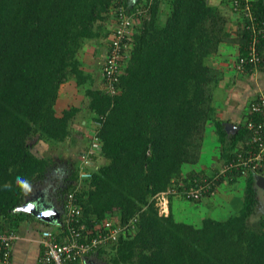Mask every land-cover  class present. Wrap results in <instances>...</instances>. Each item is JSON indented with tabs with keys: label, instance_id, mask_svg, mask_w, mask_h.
Listing matches in <instances>:
<instances>
[{
	"label": "trees",
	"instance_id": "1",
	"mask_svg": "<svg viewBox=\"0 0 264 264\" xmlns=\"http://www.w3.org/2000/svg\"><path fill=\"white\" fill-rule=\"evenodd\" d=\"M116 1L133 5L130 0H0V232L15 235L23 221L33 220L15 210L46 180L51 158L35 153L29 140L39 135L46 143H62L83 116L86 127L94 124L92 141L98 143V152L88 155L92 166L75 161L63 181L53 180L46 197L61 212L74 193L81 211L75 227L83 226L88 237L106 221L122 229L116 242L97 250V260L264 264V212L255 223L258 227L247 223L260 209L254 175L234 170L213 181L220 164L249 148L250 133L239 125L226 145L223 121L213 118L212 91L220 76L207 59L220 43L234 41L240 44L238 56H246L248 32L239 25L231 37L228 11L208 0H150L148 16L134 26L129 57L111 95L103 88L101 74V87L94 86L79 53L86 41L103 34L101 24L112 18L110 8ZM225 2L230 5V0ZM249 5L262 21L264 0ZM256 70H264V61L256 68L244 65L243 72ZM68 81L82 88L86 111L70 106L56 113L59 87ZM208 121L214 123L221 147L218 165L182 173L183 165L199 160ZM98 157L103 163L96 166ZM81 170L90 176L80 179ZM18 179L27 182L28 190ZM203 179L215 188L214 195L222 183L243 179L241 209L223 220L204 218L199 227L175 220L170 205L167 215L160 214L161 195L168 203L212 199L185 196L190 188L198 190ZM59 222L53 233L61 242L65 228L62 219Z\"/></svg>",
	"mask_w": 264,
	"mask_h": 264
},
{
	"label": "built area",
	"instance_id": "2",
	"mask_svg": "<svg viewBox=\"0 0 264 264\" xmlns=\"http://www.w3.org/2000/svg\"><path fill=\"white\" fill-rule=\"evenodd\" d=\"M150 0H143V3H134L128 7L119 4L116 1L112 6V27L107 43V54L101 65L100 74L104 81L103 88L109 94L115 93V84L121 73L122 63L128 59L131 49L130 38L134 33V26L139 24L143 18L148 16ZM250 1L252 0H230V12L239 19L240 28L246 30L249 35V41L246 46V56H238L234 68L243 72L244 65L257 67L264 61V19L257 21L250 10ZM146 2V3H145ZM258 115L260 118L256 121L246 119L244 126L250 133L248 141L249 148L236 154V158L228 163L220 164L219 171L213 181H218L220 177H225L228 172L235 170L242 176L248 173L253 175L264 174V89L258 91L255 98L249 103L247 115ZM92 151L89 150L85 155ZM86 161V160H85ZM84 162V161H83ZM87 164V161H86ZM89 164V163H88ZM90 174L86 171H80L79 178L84 179ZM202 185L198 190L190 188L185 194L188 199H200V197L214 196L215 188L207 180L203 179ZM165 197V196H164ZM166 200V198H165ZM74 193H70L60 214L65 231L61 242H58L56 236L51 230L45 229L40 233L39 244L42 252L37 260V264H82L87 259H96V252L100 248H106L111 243L117 241L119 232L122 229L113 227L111 221H106L94 237H88L84 233V227H75L80 218V208L74 202ZM16 235L4 234L0 232V264H7L10 257L13 241ZM95 256H92V255Z\"/></svg>",
	"mask_w": 264,
	"mask_h": 264
},
{
	"label": "rangeland",
	"instance_id": "3",
	"mask_svg": "<svg viewBox=\"0 0 264 264\" xmlns=\"http://www.w3.org/2000/svg\"><path fill=\"white\" fill-rule=\"evenodd\" d=\"M212 3V2H211ZM165 5H162V8ZM222 11L223 9L220 8ZM220 10V11H221ZM221 11V12H222ZM163 12H166L163 10ZM164 18V17H163ZM162 18V19H163ZM111 18H107V22L101 28V32L103 33L100 37L94 38L92 40L86 41L79 53V58L84 62V68L86 71L91 73L94 77V86H100V80L98 76L100 75V68L104 61V58L107 54V43L109 39V34L112 27ZM108 25V27H107ZM108 29V30H107ZM106 30V31H105ZM105 31V32H104ZM108 31V34H107ZM237 71V69H235ZM257 71V70H256ZM256 71H253L255 73ZM241 73L240 71H237ZM262 71H258L259 73ZM242 74H246L243 72ZM217 85V84H216ZM215 85V86H216ZM86 103L84 92L81 87H77L74 81H68L60 85L57 99L54 104V109L57 114L61 113L63 109H66L70 106H78L82 107V111H86L84 107ZM82 104V105H81ZM84 117H77L72 126V136H70L67 140L62 143H46L41 140L39 135L34 136L32 140H29L30 146L35 153L40 156H48L51 158V163L46 170V179L49 181L45 187L44 184L36 187V191H43L44 194L48 195V191L50 187H52V182L54 181H63V179L69 175L73 169L72 164L76 161H84L86 164L92 166V162L87 160L85 157L82 159L81 153L87 149L91 150L92 153L98 152V143L94 139L92 141V137L94 135V131L91 128L94 126H90V128L86 127V125H81ZM234 131V130H233ZM232 131L229 135H231ZM205 134V149L203 150L204 156L202 155L201 160L203 162L207 161V154L209 156L214 157L216 155L215 152V136L211 134L210 131L204 132ZM91 137V138H90ZM228 136L225 141L226 145L229 142ZM83 138V140H82ZM217 142V140H216ZM218 144V142H217ZM219 158V155H218ZM86 160V161H85ZM198 162V161H197ZM196 162V163H197ZM103 163L102 158L98 157L95 165ZM194 165V164H192ZM192 165L189 166V169H192ZM218 164L215 163V167ZM94 166V165H93ZM184 166V165H183ZM182 166V167H183ZM198 169V166L194 165ZM85 171V170H82ZM244 180L240 179L236 182V184L232 187L229 185H225L223 188H220L219 193L215 194L212 199L215 200V205H209L208 207H201V204L189 202L183 199L174 200L175 202L171 203L164 196H160L157 199V205L159 208L160 214L164 213L167 215L169 212V205L171 206V211L175 220L181 221L187 224H192L196 227L201 225V221L204 218H211L216 220H223L231 215L236 214L242 206L243 199V190H244ZM224 192V194H223ZM258 193V208L259 211L253 217H251L247 223L250 227H258L255 223L258 220L259 216L264 212V192ZM229 194L230 198H226L225 195ZM108 264L106 260H98V264Z\"/></svg>",
	"mask_w": 264,
	"mask_h": 264
},
{
	"label": "crops",
	"instance_id": "4",
	"mask_svg": "<svg viewBox=\"0 0 264 264\" xmlns=\"http://www.w3.org/2000/svg\"><path fill=\"white\" fill-rule=\"evenodd\" d=\"M131 2L133 0H130ZM226 0H208L210 5H213L217 8H222L223 13H227L229 22L227 24V30L230 32L231 37L234 36L237 27H239V19L237 16L232 15L230 12L229 4L227 6ZM212 2V3H211ZM240 54V44L239 42H228L220 43L213 53L207 59V65L216 70L219 73L220 79L217 81V85L213 87L212 91V106L214 108V120H220L224 123H229L236 126L232 130V135L239 125H243L246 120V115L248 111L249 103L255 98L258 91L264 89V70L262 72L242 74L239 73L234 68V63ZM81 125H86V121H82ZM90 128V127H88ZM94 129L93 127H91ZM90 128V129H91ZM210 131L215 137V152L214 157L207 154V161L203 162L201 160L203 150L205 149V134H203V141L200 149V157L197 163L194 165L198 166V169L192 164H185L182 167V173L194 171L208 170L218 164V155L220 153L221 147L217 139V135L214 129V123L208 121L205 125L204 132ZM226 131V130H225ZM91 138V137H90ZM83 140V138H82ZM218 144H217V142ZM192 165V169H189V166ZM47 180V179H46ZM244 182V181H243ZM236 184V183H235ZM235 184L229 185L226 182L222 183L220 188H223L225 185L234 186ZM37 193L38 196H42L44 200L48 203L49 197H46V194L43 191ZM220 190V189H219ZM224 194V192H223ZM226 198H230L229 194L225 195ZM50 199V198H49ZM175 201H173L174 203ZM201 207H208L210 204L215 205V200H203ZM58 225L44 224L35 217L30 221H23L20 225V231L15 234L16 239L13 241L10 260L7 264H37V260L42 252V248L39 244L40 233L45 230H51L56 232ZM88 262L92 264H98L97 259H88ZM84 264V263H82ZM100 264V263H99Z\"/></svg>",
	"mask_w": 264,
	"mask_h": 264
},
{
	"label": "water",
	"instance_id": "5",
	"mask_svg": "<svg viewBox=\"0 0 264 264\" xmlns=\"http://www.w3.org/2000/svg\"><path fill=\"white\" fill-rule=\"evenodd\" d=\"M223 125L225 127L227 137L231 136L232 133L231 135L229 134L233 129L236 128V126L229 123H224ZM254 181L257 191H259L260 193L264 192V176L254 175ZM15 212L30 214L44 224H60V210H58L55 205L46 202L42 196H38L37 194L31 195L23 205L19 206L15 210ZM84 264L92 263L88 262L87 259L84 261Z\"/></svg>",
	"mask_w": 264,
	"mask_h": 264
},
{
	"label": "clouds",
	"instance_id": "6",
	"mask_svg": "<svg viewBox=\"0 0 264 264\" xmlns=\"http://www.w3.org/2000/svg\"><path fill=\"white\" fill-rule=\"evenodd\" d=\"M262 176H264V174H263ZM17 183H18L22 188H24L25 190H28L29 186H28V184H27L26 181H24V180H22V179H18V180H17ZM97 262H98V260H97Z\"/></svg>",
	"mask_w": 264,
	"mask_h": 264
},
{
	"label": "flooded vegetation",
	"instance_id": "7",
	"mask_svg": "<svg viewBox=\"0 0 264 264\" xmlns=\"http://www.w3.org/2000/svg\"><path fill=\"white\" fill-rule=\"evenodd\" d=\"M48 182H49L48 180H45V182H44V187H45V185H46ZM35 188H36V187H35ZM34 193H37V191L35 190Z\"/></svg>",
	"mask_w": 264,
	"mask_h": 264
}]
</instances>
